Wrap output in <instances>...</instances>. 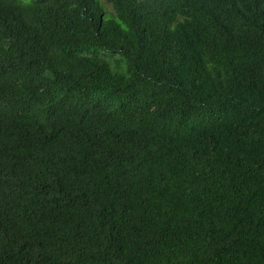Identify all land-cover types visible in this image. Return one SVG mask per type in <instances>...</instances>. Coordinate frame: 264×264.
<instances>
[{
    "label": "trees",
    "instance_id": "trees-1",
    "mask_svg": "<svg viewBox=\"0 0 264 264\" xmlns=\"http://www.w3.org/2000/svg\"><path fill=\"white\" fill-rule=\"evenodd\" d=\"M0 264H264V0H0Z\"/></svg>",
    "mask_w": 264,
    "mask_h": 264
},
{
    "label": "clouds",
    "instance_id": "clouds-1",
    "mask_svg": "<svg viewBox=\"0 0 264 264\" xmlns=\"http://www.w3.org/2000/svg\"><path fill=\"white\" fill-rule=\"evenodd\" d=\"M104 3H105V1H104ZM104 6H105V4H104ZM105 7L110 11L111 7H110L109 4H106ZM101 55L102 54L98 53L96 50H94L91 54H88V56H91V57H93V56H101Z\"/></svg>",
    "mask_w": 264,
    "mask_h": 264
}]
</instances>
